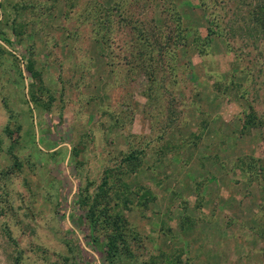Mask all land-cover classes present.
Segmentation results:
<instances>
[{
	"label": "rangeland",
	"instance_id": "rangeland-1",
	"mask_svg": "<svg viewBox=\"0 0 264 264\" xmlns=\"http://www.w3.org/2000/svg\"><path fill=\"white\" fill-rule=\"evenodd\" d=\"M261 3L0 0V264H264Z\"/></svg>",
	"mask_w": 264,
	"mask_h": 264
},
{
	"label": "trees",
	"instance_id": "trees-1",
	"mask_svg": "<svg viewBox=\"0 0 264 264\" xmlns=\"http://www.w3.org/2000/svg\"><path fill=\"white\" fill-rule=\"evenodd\" d=\"M262 5H263V3L260 4V6H262ZM262 8L263 9L261 10L260 7L259 8L256 7L255 12L252 14V16L254 18H256L257 21L261 22V24L264 26V7H262ZM165 12H166V9H165ZM174 13H175V10H174ZM175 14H177V13H175ZM208 32H209V34H211L212 33L211 29H209ZM161 42H162V40L161 41L160 40L159 41H156V43H158V45L156 43H154L155 48L157 50V53L159 54V58L160 57L162 58L161 51H160L161 50V46L159 45V43H161ZM156 63H158V61H156ZM256 118L257 117L255 115V112L253 111L251 113V115L248 116L247 124H250L251 125L250 127H255L254 126V120L256 121ZM249 160L251 161L249 165L246 164L245 160H242L241 161V163H242L241 165H245L246 167H248V166L250 167V165H253L254 166V169H255L254 172H255V175L256 176H258L259 174H261L262 172H264V161H261V160H258L257 161V160H255L253 158H249ZM241 168H242V170L244 169L243 167H241Z\"/></svg>",
	"mask_w": 264,
	"mask_h": 264
}]
</instances>
